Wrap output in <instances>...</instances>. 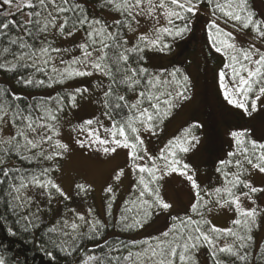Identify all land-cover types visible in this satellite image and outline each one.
<instances>
[{
    "label": "snow or ice",
    "instance_id": "6c2138e0",
    "mask_svg": "<svg viewBox=\"0 0 264 264\" xmlns=\"http://www.w3.org/2000/svg\"><path fill=\"white\" fill-rule=\"evenodd\" d=\"M201 16L207 17L203 27L211 49L226 58L218 72L224 100L252 117L264 98V13L258 15L250 0H0V72L14 74L25 90L98 77L100 115L82 120L73 131L81 149L104 157L126 150L136 175L134 198L114 216L116 196L107 184L105 216L115 221L112 227L138 231L154 214L170 212L173 205L160 192L166 176L184 177L193 194L190 208L170 215L172 223L158 235L105 241L106 248L96 245L99 253L85 251L83 242L98 240L109 224L91 207L86 213L70 207L66 202L73 197L56 174L59 161L71 152L61 139L65 114L80 106L89 89L76 87L29 104L31 92L21 96L0 88V264H27L16 249L19 241L32 244L47 264H208L209 258L211 264H248L253 230L264 214L256 202L264 187L249 179L264 175V135L254 139L250 128L229 133L231 150L215 168L220 186L210 191L201 188L184 159L200 143L194 130L202 125H190L156 155L145 145L144 134L162 131L191 89L183 68L152 71L153 62L170 54ZM77 34L71 48L63 46ZM124 174L119 167L111 179L119 182ZM74 188L81 198L92 190L87 183ZM245 201L252 206L245 207ZM61 203L64 210L54 206ZM213 207L234 213L232 227L208 219Z\"/></svg>",
    "mask_w": 264,
    "mask_h": 264
},
{
    "label": "rangeland",
    "instance_id": "374dc122",
    "mask_svg": "<svg viewBox=\"0 0 264 264\" xmlns=\"http://www.w3.org/2000/svg\"><path fill=\"white\" fill-rule=\"evenodd\" d=\"M258 13H264V0H252ZM15 11L13 7L9 9ZM207 17L201 16L197 23L193 25V31L183 40L178 41L172 52L165 58L153 62V71L171 70L173 67L183 68L190 76L191 89L189 99L179 103L173 109L172 115L164 122L163 130L156 136L144 134L145 145L153 155L158 154L159 149L173 137L180 136L184 129L196 123L202 127L194 131L200 137V143L196 149L185 155V162L190 163L196 170L197 182L201 188L209 191L220 186V174L215 172L219 166V160L225 157V153L230 149L231 131L241 128H250L253 131V138L264 135V98L258 102V111L252 117L242 113V110L229 105L223 98L218 83V72L226 62V58L211 49L206 39V31L203 27ZM63 42L64 47H72V39ZM237 41L242 37L237 35ZM73 52L72 55H76ZM69 59L70 57H65ZM98 77L77 78L66 82L64 88L72 90L76 87H87L89 93L86 98L80 101L77 109H69L65 114L61 128V139L70 144L71 152L66 158L59 161L60 171L56 174L57 182L60 183L66 193L73 199L66 203L81 213H86L89 207L95 213L108 222L105 216L106 196L104 189L107 184L112 183L116 200L112 206L114 216L124 200L135 189V174L126 163V150L118 149L111 157H104L86 149H81L75 144L74 137L77 135L73 128L79 125L82 120L99 116L101 109L95 103L99 93L94 91V85ZM16 94H24L15 86L12 81H6ZM57 87L51 90L32 93L34 95H51ZM79 99V98H78ZM103 118V117H101ZM107 123V121H106ZM123 167L125 174L119 182L111 179L115 169ZM251 182L257 187H264V175L253 173L249 177ZM76 183H87L91 186V192L86 197H76L74 195ZM161 194L165 200L173 205L170 212H160L153 215L150 224L139 232L131 235L137 239L146 236L158 235L161 230H166L170 224V215L179 212L184 214L193 202V194L190 184L186 179L178 174L166 176L161 181ZM257 205L264 208V194H257ZM207 198V197H206ZM55 207L64 210V205L57 204ZM250 202L245 201V207H251ZM234 213L224 208H214L208 213V219L218 227H232ZM259 231L257 235L259 248L261 240L264 238V214L259 217Z\"/></svg>",
    "mask_w": 264,
    "mask_h": 264
},
{
    "label": "trees",
    "instance_id": "16d2710c",
    "mask_svg": "<svg viewBox=\"0 0 264 264\" xmlns=\"http://www.w3.org/2000/svg\"><path fill=\"white\" fill-rule=\"evenodd\" d=\"M90 2H91V0H90ZM250 3H251V6L253 8L254 5H253L252 0H250ZM253 9H255V8H253ZM15 11H10V12H15ZM21 16H22V18L24 20H27L28 19L27 15L21 14ZM14 18H19V17H14ZM13 76H14V74H7V75H5L4 73L0 72V88H5V89L12 90V88L6 82V81H9L10 80L19 89H21L23 91H29L31 93H36V92H41V91H47V90H51L52 89V88H50V89H27V90H25L22 86L16 84L15 79H13ZM65 84L64 85H55L54 87H57V90L53 94H51V96H55L57 94V92H60L61 94H63L65 90L70 91V90L64 88ZM18 95L23 96L24 94H18ZM44 96H46V95L27 96L26 102L29 103V104L35 103L36 101H39ZM262 142H264V141H262ZM27 166L28 167H32V165H27ZM135 181H136V176H135ZM160 186H161V181H160ZM160 190H161V188H160ZM134 192H135V189L124 200V202L121 204V206H120V208L118 210V214L116 216H119L120 211H121L123 205L125 204V202L128 201L130 198H134ZM214 208L215 207H213V209ZM207 217H208V213H207ZM152 218H153V216H152ZM152 218H151V220H150V222L148 224L151 223ZM114 223H115V221L112 220L110 217H108V224H109V226H108V228H106L104 230V235L101 236L98 240H85L83 242V244L81 245V247L85 248V251H87L88 249L95 248V251L97 253H99L100 252V248H106L107 247V245L105 244V241H107V244H112V243H114V242H116L118 240L124 241V242L127 243L130 240L135 239V238L131 237V235H133V234H135V233H137V232L140 231V230H138V231H131V232L121 231L120 228H119V226L112 227V224H114ZM171 223H172V221H170V224ZM170 224H169V226H170ZM147 225H145V226H147ZM257 225H258V227H256L253 230L254 241H253L252 247L250 249V256H249L248 264H264V258H262V257H264V238L261 240L260 245H259V248L256 251V245L258 243L257 235H258L259 225H260L259 224V217L257 218ZM2 234L3 233L0 232V235H2ZM150 237H152V236H146V237H142V238H137L135 240H143V239H148ZM97 244L100 245V248H97L96 247ZM16 249L21 250V251L24 252V256H21V260H24L25 257H26L27 264H47L48 258L46 256H43L42 253H40L38 250H36L33 247L32 244H28L25 241H19L16 244ZM73 256H76V253H73ZM61 264H63V260H61ZM208 264H211L210 258L208 259Z\"/></svg>",
    "mask_w": 264,
    "mask_h": 264
}]
</instances>
